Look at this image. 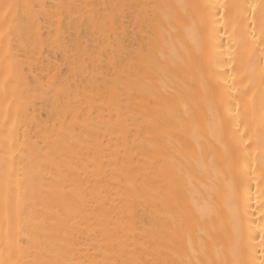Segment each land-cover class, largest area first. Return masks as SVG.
I'll list each match as a JSON object with an SVG mask.
<instances>
[{"label": "bare ground", "instance_id": "obj_1", "mask_svg": "<svg viewBox=\"0 0 264 264\" xmlns=\"http://www.w3.org/2000/svg\"><path fill=\"white\" fill-rule=\"evenodd\" d=\"M0 264H264V0H0Z\"/></svg>", "mask_w": 264, "mask_h": 264}, {"label": "snow or ice", "instance_id": "obj_2", "mask_svg": "<svg viewBox=\"0 0 264 264\" xmlns=\"http://www.w3.org/2000/svg\"><path fill=\"white\" fill-rule=\"evenodd\" d=\"M10 7V6H9Z\"/></svg>", "mask_w": 264, "mask_h": 264}]
</instances>
